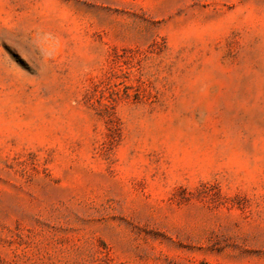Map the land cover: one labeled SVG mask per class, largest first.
<instances>
[{
  "label": "rangeland",
  "instance_id": "rangeland-1",
  "mask_svg": "<svg viewBox=\"0 0 264 264\" xmlns=\"http://www.w3.org/2000/svg\"><path fill=\"white\" fill-rule=\"evenodd\" d=\"M0 264H264V0H0Z\"/></svg>",
  "mask_w": 264,
  "mask_h": 264
}]
</instances>
